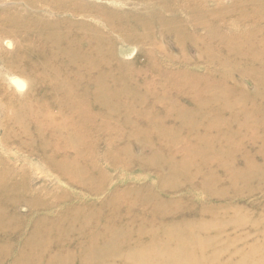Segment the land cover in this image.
I'll list each match as a JSON object with an SVG mask.
<instances>
[{
	"label": "bare ground",
	"instance_id": "6f19581e",
	"mask_svg": "<svg viewBox=\"0 0 264 264\" xmlns=\"http://www.w3.org/2000/svg\"><path fill=\"white\" fill-rule=\"evenodd\" d=\"M17 1L23 6L9 9L0 5V62L8 72L42 79L43 85L38 97L33 91L13 98L0 84L4 102L0 108L4 112L1 144L20 149L32 148V142L39 141L44 166L65 185L100 199L75 203L77 207L59 216L49 209L56 201H65V195H57L54 189L47 191L45 186L31 189L26 173L1 163L0 235L9 244L20 243L11 264H24L28 251V257L34 256L28 264H70V260L77 264H141L148 253L183 252L185 243L176 248L171 244L170 249L159 243L168 236L194 237L184 248L188 259L211 256L219 245L206 250L220 233L219 227L228 222V211L221 210L223 202L248 198L263 188L254 182L264 175V117L260 116L264 113V0H152L162 5L169 19L163 20L161 12L152 7L153 12L146 16L135 11L134 24L124 10L108 11L103 5L84 0ZM211 1L214 8L207 6ZM176 5L188 20L174 10ZM43 12L54 17L69 13L84 19L51 21ZM95 15L102 26L125 40L135 38L127 29L139 23L141 31L155 30L152 21L157 18L158 34L169 35L183 59H175L163 47L159 50L168 60L144 52L141 57L146 68L134 66L129 79L121 68L125 62L115 59L109 49V33L86 20ZM150 16L151 22H142ZM227 17L237 25L227 23L232 19ZM150 35H139L138 41L159 47ZM12 37L17 48L7 60L3 49L11 48ZM191 52L195 59L209 64L208 74L190 75L177 67L165 68L175 62L191 64V58L186 59ZM40 64L47 66L35 71ZM159 64H165L162 70ZM238 75L250 81L252 88L232 80ZM147 76L157 79L156 83L143 79ZM135 78L143 81L136 83ZM22 79L16 75L8 79V85L19 94L26 89ZM225 85L231 87L230 96L223 95ZM222 97L229 108L220 107L219 101L206 103L216 98L222 101ZM102 141L106 146L103 151ZM99 158L108 159L111 166L120 159L131 167L122 168L126 173L136 167L154 170L161 193H188L163 202L145 176H129L116 183L117 179L95 163ZM196 193L204 200L200 201L204 208L182 214L184 202L193 203ZM100 203L103 210L98 208ZM19 206L31 211L32 221L28 230L14 237V231L21 229L27 218L18 214ZM42 209L48 210L46 214L38 213ZM162 218L169 221L160 225ZM211 229L215 232L206 231ZM145 237L149 239L144 241ZM23 238H27L24 244ZM8 246H1L2 251H13L14 244L13 248ZM236 252L226 253L232 256ZM253 254L262 258L264 245L254 247ZM248 261L238 260L237 264L254 263Z\"/></svg>",
	"mask_w": 264,
	"mask_h": 264
},
{
	"label": "rangeland",
	"instance_id": "374dc122",
	"mask_svg": "<svg viewBox=\"0 0 264 264\" xmlns=\"http://www.w3.org/2000/svg\"><path fill=\"white\" fill-rule=\"evenodd\" d=\"M77 1H83V0H77ZM85 2L89 3V4H97V5H103L104 8H106L108 11H113L116 9L118 10H124L126 15H128L126 18L131 20L134 24V16L135 15V11L138 10L139 14L146 16L148 13L153 12L152 11V7L156 10H159L162 14V18H164L163 20L169 19V13L165 12L163 10V7L160 3L157 2H153L152 0H148L146 2H140V0H84ZM4 2V3H3ZM49 2V0H48ZM15 3V4H14ZM4 5L6 4L7 8H13V7H22L23 5L21 3H19L17 0H0V5ZM38 4H41L38 3ZM45 4V3H44ZM42 4V5H44ZM224 4L229 5L230 2L229 1H224ZM2 5V6H3ZM16 5V6H15ZM19 5V6H18ZM214 1H211L209 3H207V6L209 8H214ZM45 6V5H44ZM172 9V8H171ZM175 11H177L178 15L183 17L185 20L189 19L188 16L185 15V13L180 10L179 6L176 5L174 8ZM57 14H59L57 16ZM54 17L52 15H48L46 14V12H43V15H47L49 19L55 20L56 18H66L69 20H81L84 19V16H76L73 17L74 15H70L69 13H57ZM69 16V17H68ZM96 18V19H95ZM120 18V17H119ZM232 18V17H227ZM125 19V18H124ZM86 20L93 25L94 27H99V29H101L102 31L104 30L107 34V32L109 34L108 38L111 40V46H110V50L113 52V57L115 59H117L118 61L124 63L122 64L121 68L124 72H126L127 77L130 79V77L133 75L134 73V69L136 66L138 67H143L146 68V61L142 60V53L144 52H151L154 53L155 56H157L160 60H163V58H165L166 60H168L165 57V53L160 51L159 48L163 47L166 51H168L167 53L169 54H173V57L175 59H179L180 58L183 59V57H181L178 52H177V48H175L173 39L171 37H169V35L164 34V32L162 34H158L159 30H156V28L158 27L159 21L157 20V18H154V20L151 18L144 21L142 20V22H151L152 20V25L155 28V30L148 32L146 30L141 31V23H139L136 28H130L127 30H131L130 32L133 31L134 33V37H130L129 39L125 40L124 36H120L118 34H116V32L113 31V29H109L108 27H104L100 24L99 21V17H97V15L92 16V17H87ZM227 23L231 24V25H237V23L235 22V20L232 18L229 21H227ZM99 25V26H98ZM263 26H264V22H263ZM242 27V26H241ZM257 28H261L260 25H258ZM252 31L255 30V27H253L251 29ZM248 29V31H251ZM150 33V37L154 38L156 42H158L159 47L154 48L153 45H150V43H146L144 41H138V37H140L139 35L142 34H148ZM199 34H202V31L198 32ZM164 34V35H163ZM126 37V36H125ZM9 39V38H8ZM9 42L11 43V48H5V50L3 49L4 52H7L8 56L5 55V58L8 60V57L11 53H13L17 46L14 42L13 37L11 39H9ZM166 45H170V48H165ZM5 46H1V48H4ZM264 47V44L263 46ZM115 49V50H114ZM186 49H188V47H186ZM115 51V53H114ZM262 51V50H261ZM3 52V53H4ZM10 52V53H9ZM43 52V51H42ZM42 52H39L38 56H41ZM190 53V51H189ZM175 55V56H174ZM189 59L191 61V64H184V65H178V62H175L174 66L172 67V64H168V66L159 64L161 67V70L164 68H174L178 69V71H184V72H189L190 75L191 73H198V74H208L210 72V70H208V68H210L209 64H205L204 62H200L198 59H195L194 53L191 52L190 57H186V59ZM160 60H158L160 62ZM185 60V59H184ZM257 64H260V61L257 62ZM46 64H40V65H36L35 67V71H43L44 66ZM47 65H49V63H47ZM46 65V66H47ZM178 65V66H177ZM262 65L264 66V62L262 63ZM135 66V67H134ZM0 84L2 85L3 90H5V92L7 94H10L11 97L13 98H23L25 96H27V94L30 92L32 93L33 91L35 92V96L38 97V95L41 94L40 92V86L43 85L42 83V79L39 80L38 79H33L31 77H23L21 74L19 75L18 73L15 72H8L7 68L5 70L4 63L0 62ZM137 67V68H138ZM120 68V67H119ZM22 69V68H21ZM117 70V66L114 68ZM140 69V68H139ZM256 69V68H255ZM264 69V68H262ZM119 70V69H118ZM257 70V69H256ZM2 71V72H1ZM4 72H7L4 74ZM4 74V75H3ZM11 74V75H10ZM15 76L19 77L25 81L26 83V89L23 93H17L15 92V89L10 87L8 85V79L10 76ZM19 75V76H18ZM5 76V77H4ZM22 76V77H20ZM122 76H124V74H122ZM3 78V79H1ZM211 78H213L211 76ZM29 79V80H28ZM143 79H147V81H153L155 80L154 77L151 76H147ZM143 79L140 78H135V82H141L143 81ZM157 80V79H156ZM156 80L154 83H156ZM232 80H235L236 82H239L243 88L249 89L252 88V84L250 83V81H248L246 78H243L242 76L238 75L233 77ZM27 81L29 82L27 84ZM37 83V85L39 86H35L34 87V82ZM213 81V80H212ZM6 82V83H4ZM215 82V81H213ZM233 81H229V83H232ZM3 83V84H2ZM217 84H219L218 82H215ZM231 87H228L225 85V88L223 89L224 93L223 95L226 96H230V92H231ZM171 90V89H170ZM176 91V90H174ZM175 95H177L174 92ZM23 96V97H22ZM178 96V95H177ZM217 99V100H216ZM215 100H212L210 102L206 103H211V105L217 104V102L219 101L220 103H218V105L222 108H229L226 104H229V102L227 101H223L224 97H222V101H220L218 98H216ZM214 101V104H212V102ZM3 101L0 99V104L1 107L3 106ZM261 117H264V113H260ZM3 118H4V112H2V110L0 109V169L2 168L1 163H7L9 164L8 167H11L12 169L16 170L18 173H26L27 178H28V185H30L31 189H36L40 186H45L47 188V191H52V189H54L57 192V195H65V201H61L58 200L56 201V205L55 207L49 209L51 211H53L54 214H58L59 216H63V214L65 212H69L68 209L69 208H73V207H77L75 203H79V202H85L87 204H89L88 202H92V201H97L100 198H96V197H91L89 195H87V193H85V191L78 189L76 187H72V186H68L65 185L63 183V181L58 178L59 176L54 175L51 171V168L44 166L43 162L41 161V158H43L42 156V152L39 151V141L35 140L32 142L31 147L32 148H18V147H14L7 145V146H3V144H1V139L3 137ZM232 119H230L231 122ZM140 128H144L143 125H141V123L138 124ZM35 143V144H34ZM105 143L104 141H102L100 143V150L103 151V149H105ZM95 163H97L101 170L105 173L108 174V176H110V178L113 179H117L118 182L116 183H123L125 181V178L127 177H143L145 176L148 179V183L150 184V186L156 191V195L158 196V198L163 201V202H169V200H174L178 197H181L182 193H185L187 191H180L178 194H169V193H161V189L159 187V185L156 186L157 184V176L158 174L150 169V170H143L141 171L138 167H136L135 169H133L130 172H125V170L123 171L122 168L124 167H129V165L125 166L123 164V162L119 159L117 160L116 166H111L110 161H108V159H101L99 158L98 160L95 161ZM96 164V165H97ZM86 166H89L86 165ZM133 166V165H132ZM131 168V167H129ZM11 169V170H12ZM138 169V170H137ZM135 181V180H134ZM141 183V181H140ZM254 183L260 184L256 187H263L262 190L259 193H256V191H254V193L252 195H250L248 198H242V199H237V200H230V201H224L221 207V210H227L228 211V222L224 225H221L218 229V231H222L224 229H226L224 231V233H218L216 238L214 239V241H212L209 245V248L206 250H212V247L214 248V246L219 245L218 249L219 252L216 250L214 253L211 254V256H206V255H199L198 258H192V259H188V254H186L184 252V248L187 247V242L188 241H193L192 238H190V236H182V237H176L173 238L171 236H168L166 238H161L159 240V243L161 245H165V247H167V249H170V245L172 244V246H175V248L177 246H179V244H183L185 243L183 246V252L180 251V253H175V254H171V253H159V254H153V253H148L145 254L142 258L141 264H237L238 260H242V261H247L249 263L248 260H253L254 263L253 264H264V255L261 258V256L259 254H253V249L254 247L257 246H262L264 245V175L262 177L259 178L258 181H255ZM136 184H138L136 182ZM191 192V191H189ZM106 193V192H105ZM188 193V192H187ZM186 193V194H187ZM197 198L193 201V203L185 201V206L186 208L183 209L181 211V213H195L198 210H200L203 207V204L200 202L201 200L204 201L201 197V195H199L198 193H196ZM226 204V205H225ZM102 204H98V208L101 206ZM216 203H211V207H216L215 206ZM188 207H192L191 209H189ZM101 210L102 207H100ZM191 210V211H190ZM48 210H40V214H46ZM17 212L19 215L23 216V217H27L25 220H23L22 222V228L21 229H17L16 231H14L15 235L14 237H19L20 235H22L24 233V231L28 230L30 228V224L32 219H29V215L30 212L29 209L25 206H19L17 209ZM34 214H37V212H35ZM162 221L164 222H168L169 219H165L162 218L159 220L160 225H165L166 223H162ZM134 226L136 225H140V224H133ZM165 227V226H162ZM201 230H205V229H201ZM207 232H215V229H211V230H206ZM205 231V232H206ZM248 232V233H246ZM13 233V234H14ZM214 234V233H212ZM216 234V233H215ZM23 237H26V232L24 234ZM221 237V238H220ZM16 239V238H15ZM27 238H23L21 243L25 242ZM149 239V237H145L144 241H147ZM197 238H195L194 240H196ZM211 240H207L206 242H210ZM9 242V241H8ZM11 243V242H9ZM7 243V241H5V239L0 235V249L2 248L1 246H5V245H9L8 248H13V244H14V249L13 251H8V250H3L4 254H0L2 257V259L5 257L6 259L4 261H2L0 264H11V262L14 261V259L17 257L18 253V245L20 244L18 242V240L14 241L13 244H9ZM153 246L156 245V243L152 244ZM67 246V245H66ZM50 248V247H49ZM56 248V247H54ZM236 250V253H233V255H228L226 252H230L232 253L233 250ZM227 250V251H225ZM5 251V252H4ZM17 253V254H16ZM221 253V254H219ZM33 254L36 255V250L33 251ZM16 255V256H15ZM210 255V254H207ZM0 256V257H1ZM25 262L24 264H28L30 262V259L34 256L28 257L30 256V251H28V256L25 255ZM258 256L260 258H258ZM15 257V258H14ZM219 257V258H218ZM14 258V259H13ZM42 259V258H41ZM259 259V260H258ZM209 260V262H207ZM218 260V262H217ZM212 261V262H211ZM117 262V261H116ZM69 264V263H68ZM70 264H77L76 261L74 260H70Z\"/></svg>",
	"mask_w": 264,
	"mask_h": 264
},
{
	"label": "crops",
	"instance_id": "0c3cea01",
	"mask_svg": "<svg viewBox=\"0 0 264 264\" xmlns=\"http://www.w3.org/2000/svg\"><path fill=\"white\" fill-rule=\"evenodd\" d=\"M2 252H3L2 249H0V254H1Z\"/></svg>",
	"mask_w": 264,
	"mask_h": 264
}]
</instances>
